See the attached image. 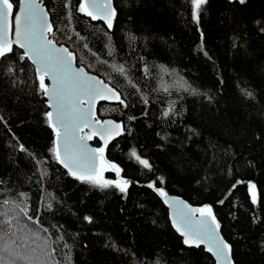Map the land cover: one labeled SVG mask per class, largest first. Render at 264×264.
I'll use <instances>...</instances> for the list:
<instances>
[{"label":"trees","instance_id":"16d2710c","mask_svg":"<svg viewBox=\"0 0 264 264\" xmlns=\"http://www.w3.org/2000/svg\"><path fill=\"white\" fill-rule=\"evenodd\" d=\"M40 1L50 38L122 94L98 109L122 134L93 144L99 178L129 184L100 188L56 160L40 75L13 45L0 57V247L15 240L32 264H218L184 243L157 187L211 208L233 264H264V0H206L198 21L193 0H113L111 28L82 0Z\"/></svg>","mask_w":264,"mask_h":264},{"label":"snow or ice","instance_id":"6c2138e0","mask_svg":"<svg viewBox=\"0 0 264 264\" xmlns=\"http://www.w3.org/2000/svg\"><path fill=\"white\" fill-rule=\"evenodd\" d=\"M239 2L244 3V0ZM203 3H206V0H193L197 21L199 9ZM13 8L12 0H0V23L3 24V27H0V57L12 51L9 34ZM78 10L94 20L103 18L111 28L115 9L111 7L110 0H82ZM14 24L15 43L26 50L24 55L35 65L36 72L40 74L41 90L49 97L48 104L53 109L46 115L50 127L55 130L56 142L52 151L56 160L68 169L72 176L81 181L100 188L114 185L121 192H126L129 181L124 180L121 183L102 181L99 178L96 171L97 154L102 157L104 148H89L86 141L92 136L81 135L83 127H92L93 134L101 135L102 139L110 133L112 122L100 124L99 121L94 120L91 106L96 97L103 96L105 91L111 93L113 98L123 104L124 101L119 93L107 88L102 80L88 75L83 67L75 68L73 52L67 47H58L54 39L48 38L47 34L52 32V26L48 22L45 10L36 0H21L19 14L15 16ZM117 71L123 73L124 69L119 67ZM45 77L51 79V88L45 84ZM115 127L118 129L120 126ZM133 156L140 164L150 167L147 160L141 159L136 153H133ZM112 167L116 168L115 165ZM116 170L119 171V169ZM250 188L253 190L252 199L257 202L255 184L250 185ZM159 191L161 195L166 196L163 190ZM171 206L174 208L173 223L177 230H182L185 244L194 247H199L201 244L207 245V251L212 252L218 260L228 261L231 249L219 236V223L216 222L210 207L190 208L180 201L173 202ZM17 207L21 213L27 215L26 208L19 205ZM194 213H199V219L193 220ZM3 215L7 217L6 213ZM13 219L16 217H9L3 221L9 226V231L13 227ZM28 219L31 220L32 217ZM12 235L15 233L12 232ZM13 245H16L15 240L0 247V264H32L31 258L17 252ZM16 247L20 246L16 245Z\"/></svg>","mask_w":264,"mask_h":264},{"label":"water","instance_id":"95a60500","mask_svg":"<svg viewBox=\"0 0 264 264\" xmlns=\"http://www.w3.org/2000/svg\"><path fill=\"white\" fill-rule=\"evenodd\" d=\"M20 2H21V1H20ZM36 2L39 3V4L41 5V7L45 10V14H46V16H47V18H48V22L51 24V26H52V31H53V29H54V25H53V21H51L52 18H51V14H50L48 8H46V6H45L40 0H36ZM110 2H111V7H112L113 9H115V6H113V5H114V1H113V0H110ZM19 5H20V3H19ZM18 14H19V6H18L16 12L12 11V14H11L9 43H10L11 46L14 45V46H17L18 48H20L19 45L15 43V24H14V19H15V16L18 15ZM115 19H116V10H115V16H114V18L112 19V26H113L114 23H115ZM99 20H102L104 23L107 24V22H106L103 18H101V19H99ZM0 27H3V24H2V23H0ZM47 35H48V38L51 39V38H50V34L48 33ZM57 46H58V47H59V46H63V47H67V48L69 49V47L66 46V45H64V44H59V43H57ZM20 49H21V48H20ZM22 50H23L24 52L26 51L25 49H22ZM69 50H70V49H69ZM70 51H71V50H70ZM73 54H74V56H75V60H74V64H73V66H74L75 68H80V65H78V62H77V59H76V58H77V55H76L75 53H73ZM28 60L31 62L30 59H28ZM31 63H32V62H31ZM32 64H33V63H32ZM33 65H34V64H33ZM34 66H35V65H34ZM81 67H83V68L85 69V71H86V73H87L88 75L94 76V77H96L97 79L102 80V81L104 82V84L106 85L107 88H111L114 92L119 93L120 97L122 98V96H121L122 94H120V91L117 90L115 87H113V85H111L110 83H108V81H106L102 76H100V75H98V74H95V73H93V72H90L85 66H81ZM37 74H39V73H37ZM39 75H40V74H39ZM45 78L48 80V85H47V86H48L49 88H51V87H52V81H51V79L48 78V77H45ZM46 99H47V103H48L49 97L46 96ZM119 102H120L119 100L113 98L112 95H111V93H109V92H107V91H105V92L103 93V96H98V97H96L95 102H94L93 105L91 106V111H92V113H93V118H94V120L99 121L100 124H105V122H109V121L112 122V125H111L112 130L110 131V133H108V134H106V135L104 136V139H102V138H101V135L93 134V128H92V127H83V129H82V131H81V135H91V136H92L91 139H89V140L86 141V143H87V145H88L89 148H91V149H97V147L93 144V139H95L96 137H97V139H98L103 145H105V146H110V144H111L115 139L119 138L120 135L122 134L123 126H122V124H121V122H120L119 120H117V119H115V118H112V117H109V118L107 117V118H104L103 120H99V119H98V116H99V110H98V109H99V106H100L101 103H110V104H112V103H119ZM48 106H49V104H48ZM85 107H87V105H85ZM49 109H50V111H53V109H52L50 106H49ZM116 125H119L120 127L117 129V128L115 127ZM96 127L98 128L99 126L97 125ZM105 140H107V144H105ZM99 161H101V156H99V154H97V161H96V171H97V175H98L99 168H100V163H101V162H99ZM61 165H62V164H61ZM62 166H63V165H62ZM63 167H64V166H63ZM65 169H66V168H65ZM66 170H68V169H66ZM153 188L155 189L156 193L159 195L160 199H162V201H163V203L165 204V206L168 208L167 211L169 212V216H170L171 224H172L173 228H174L178 233H180V234L182 235V230H177L176 225L173 223V213H174V208H173L171 205H172L173 202H175V201H180V202H182L184 205H187V206L190 207V208H199V207L196 206V205H194V204H192L191 202H189V201L186 200L185 198H182V197L179 196V195L176 196V194H171V193H167V192H164V193H166V196H165V195H161V194H160V191H159V190H160L159 188H157V187H153ZM166 201H167V202H166ZM192 218H193V220L199 219V213H194L193 216H192ZM218 234H219L220 237H222L223 241H224L225 243L228 244V241L226 240L225 236L222 235L223 233H222L220 227L218 228ZM182 237H184V236L182 235ZM184 239H185V237H184ZM228 245H229V244H228ZM191 247H192V246H191ZM199 247H204V249L207 250V245L201 244ZM230 249H231V248H230ZM208 252H209V251H208ZM209 253L214 257V259L216 260L215 262H217L218 264H228V261H230V264H233V261H232V260H233V258H232V250H231L230 253H229L228 261L218 260L217 257H216L212 252H209Z\"/></svg>","mask_w":264,"mask_h":264},{"label":"rangeland","instance_id":"374dc122","mask_svg":"<svg viewBox=\"0 0 264 264\" xmlns=\"http://www.w3.org/2000/svg\"><path fill=\"white\" fill-rule=\"evenodd\" d=\"M194 15H196V9H195V7H194ZM252 184H255V182H253V181H249V191H250V195H251V197H252V192H253V190L250 188V185H252ZM256 186V185H255ZM255 192L258 194V192H257V188H255Z\"/></svg>","mask_w":264,"mask_h":264}]
</instances>
